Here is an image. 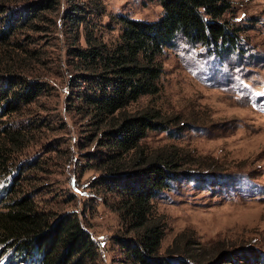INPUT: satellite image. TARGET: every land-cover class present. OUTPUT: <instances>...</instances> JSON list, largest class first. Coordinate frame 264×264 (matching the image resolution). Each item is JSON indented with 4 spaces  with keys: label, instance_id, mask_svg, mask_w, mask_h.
I'll use <instances>...</instances> for the list:
<instances>
[{
    "label": "rangeland",
    "instance_id": "obj_1",
    "mask_svg": "<svg viewBox=\"0 0 264 264\" xmlns=\"http://www.w3.org/2000/svg\"><path fill=\"white\" fill-rule=\"evenodd\" d=\"M67 1L60 0V8ZM79 1L93 19L92 5L103 9V39L117 33V13L152 20L161 8L156 0ZM232 9L227 16L241 28L236 51L216 56L176 43L164 54L159 94L131 106H157L168 120L182 121L177 137L149 130L144 143H172L204 156L206 179L193 175L173 181L153 201L164 219L158 254L168 257V264H179L181 258L166 255L174 239L177 246L189 242L200 264H264V0H232ZM24 33L41 51L30 76L44 89L28 104L0 101V127L36 124L13 154L12 169L0 179V188L16 174L12 191L17 189V196L30 192L36 208L54 218L74 213L97 252L86 264H129L119 247L124 227L109 207L110 195L95 181L97 172L87 167L93 162L90 154L101 149L94 139L89 141L85 121L66 107L69 40L59 25L54 31ZM10 250L1 253L0 264H33L29 258L7 261Z\"/></svg>",
    "mask_w": 264,
    "mask_h": 264
},
{
    "label": "trees",
    "instance_id": "obj_2",
    "mask_svg": "<svg viewBox=\"0 0 264 264\" xmlns=\"http://www.w3.org/2000/svg\"><path fill=\"white\" fill-rule=\"evenodd\" d=\"M156 1L161 8L154 19L117 13V33L103 39L101 6L92 5L93 19L79 0H68L61 8L60 0H0V101L16 99V103L28 104L44 89L30 76L41 51L30 45L31 37L24 32L54 31L59 25L69 40L66 107L85 121L91 131L89 141L94 139L101 149L90 154L93 162L87 167L97 172L95 181L110 195L109 207L124 227L126 237L120 239L119 247L129 264H168V257L158 254L164 219L153 201L173 181L193 175L205 178L201 172L204 156L194 150L184 151L172 143L152 147L143 141L149 130L177 137L181 131L177 123L182 121L168 120L157 106L143 110L131 106L141 97L159 94L168 48L182 42L222 56L236 51L241 29L238 20L227 16L233 12L232 0ZM171 125L175 126L170 130ZM35 126L31 121L1 125L0 179L11 171L13 154L22 149L27 132ZM15 175L0 188V243L6 247L0 249V255L10 247L7 261H94L97 252L77 216L54 218L36 208L30 192L17 196V189L12 191ZM175 240L167 256L180 255L179 264H187L186 258L200 264L196 251L188 249L189 242L177 246Z\"/></svg>",
    "mask_w": 264,
    "mask_h": 264
}]
</instances>
